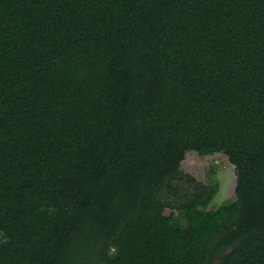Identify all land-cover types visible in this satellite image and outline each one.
Masks as SVG:
<instances>
[{
	"label": "trees",
	"instance_id": "obj_1",
	"mask_svg": "<svg viewBox=\"0 0 264 264\" xmlns=\"http://www.w3.org/2000/svg\"><path fill=\"white\" fill-rule=\"evenodd\" d=\"M0 264H264V0H0Z\"/></svg>",
	"mask_w": 264,
	"mask_h": 264
},
{
	"label": "rangeland",
	"instance_id": "obj_2",
	"mask_svg": "<svg viewBox=\"0 0 264 264\" xmlns=\"http://www.w3.org/2000/svg\"><path fill=\"white\" fill-rule=\"evenodd\" d=\"M180 169L204 184H208L213 177H217L219 188L211 201L212 207L216 208L234 200L235 170L224 154L218 152L199 154L194 150H188L180 163ZM169 212L170 209L166 208L165 213ZM182 224L185 225V222L182 221Z\"/></svg>",
	"mask_w": 264,
	"mask_h": 264
}]
</instances>
